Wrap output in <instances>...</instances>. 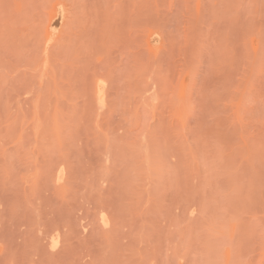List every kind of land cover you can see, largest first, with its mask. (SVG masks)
Returning <instances> with one entry per match:
<instances>
[{"label":"rangeland","instance_id":"1","mask_svg":"<svg viewBox=\"0 0 264 264\" xmlns=\"http://www.w3.org/2000/svg\"><path fill=\"white\" fill-rule=\"evenodd\" d=\"M0 264H264V0H0Z\"/></svg>","mask_w":264,"mask_h":264}]
</instances>
